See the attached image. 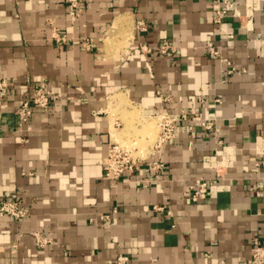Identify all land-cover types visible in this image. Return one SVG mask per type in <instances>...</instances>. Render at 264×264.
Instances as JSON below:
<instances>
[{
  "label": "crops",
  "instance_id": "crops-1",
  "mask_svg": "<svg viewBox=\"0 0 264 264\" xmlns=\"http://www.w3.org/2000/svg\"><path fill=\"white\" fill-rule=\"evenodd\" d=\"M235 1L236 11L216 24L213 0H84L74 21L66 0H0V77L15 82L0 100V196H17L28 211L23 221L0 217V264H116L120 255L128 264L250 259L253 240H264V156L256 154L264 139V0L250 30L240 18L246 0ZM50 23L65 43L52 39ZM164 40L176 54L160 53ZM142 44L153 52L143 53ZM210 44L222 59L207 52ZM33 82L62 98L49 112L34 108L28 130L17 111ZM182 109L215 118L219 131L180 121L160 180L148 162L118 181L105 177L110 138L124 143L141 118ZM219 140L237 149V161L207 199L192 203L189 186L215 176L203 158L221 149ZM35 232L52 244L40 247Z\"/></svg>",
  "mask_w": 264,
  "mask_h": 264
},
{
  "label": "built area",
  "instance_id": "built-area-1",
  "mask_svg": "<svg viewBox=\"0 0 264 264\" xmlns=\"http://www.w3.org/2000/svg\"><path fill=\"white\" fill-rule=\"evenodd\" d=\"M84 0H66L68 14L71 20L77 19L83 11ZM215 5L213 21L216 24L224 23L225 19L231 15L232 11H236L235 0H213ZM257 0H246V14L240 16L241 25L243 28L250 30L253 22V12L256 7ZM243 19H246V24H243ZM52 28V39L57 43H65L67 37L62 34L59 27L54 23H50ZM137 26L140 30H146V25L143 21H139ZM222 33L228 38L234 37L233 30L222 28ZM259 40L264 41L261 34L258 35ZM93 40L85 41V46L90 47ZM159 51L163 55L176 54L177 47L173 42L164 40L159 45ZM140 49L143 53L151 54L153 47L147 44H142ZM207 52L211 55L222 59L221 52L218 48L210 44L207 47ZM225 64V72L228 75L233 74L236 69L230 61L222 60ZM15 82L13 80L0 77V100L6 98L13 88ZM32 94L27 97L21 104L17 111L20 126L27 125V129L32 116L34 108H41L46 112H49L51 107L62 98L61 93L54 92L53 89L46 82H33L32 83ZM221 103V99L216 100ZM150 118L155 119L157 127V137L154 142L150 145L149 152L146 156L135 155L134 150L136 147L122 144L119 141H115L110 138L107 157L104 164L105 177L112 181L120 180L125 174L135 171L139 165L148 162L149 169L152 172L153 180H160L165 170V163L162 159L167 144L178 137V122L182 121H193L198 122L200 127L206 131L214 130L219 131L216 125L215 118H209L204 116L202 112L190 113L187 110L182 109L178 115H172L169 112H162L151 116ZM220 150H217L214 154L205 156L203 158V165L209 170L215 171V176L207 178L201 177L194 181L189 186V200L192 203H199L207 199L210 190L217 185L221 180L224 179L227 171L234 166L237 161V149L234 146L225 144L222 140H219ZM256 154L258 156H264V139L256 143ZM255 166L259 168L261 162L255 163ZM264 196V189H263ZM154 211L165 212L168 216L171 215L170 210H166V206L154 205ZM117 211V209L115 210ZM9 216L16 220H25L28 217V211L21 204L20 199L17 196L1 197L0 196V217ZM109 219V218H108ZM34 237L37 244L40 247H46L52 244V239L48 236L43 235L40 232H35ZM131 261L129 256L120 255L116 259V264H128ZM7 264H14L9 262ZM244 264H264V240L257 237L253 240L251 257Z\"/></svg>",
  "mask_w": 264,
  "mask_h": 264
},
{
  "label": "rangeland",
  "instance_id": "rangeland-1",
  "mask_svg": "<svg viewBox=\"0 0 264 264\" xmlns=\"http://www.w3.org/2000/svg\"><path fill=\"white\" fill-rule=\"evenodd\" d=\"M128 39H126V40H128ZM151 122H152V126H153L151 131L146 132L144 130L146 126H144V127L141 126L140 129L139 128H134V131H135L134 136L127 137V139H125L123 141L124 143H122V144L127 143L128 146L136 147V149L134 150V154L136 153L135 155H138V153H139V154H143L141 156H144V154L148 153L149 149H150V145L154 142V140L157 137L158 130H157V127H156V121H155V119L151 118V120H148L147 123H151ZM131 130L132 129L129 130L130 132L127 130L130 135L133 132ZM128 133H127V135H128ZM149 134H150V136H149ZM140 136H141V138H140ZM140 148H143L144 152L140 153Z\"/></svg>",
  "mask_w": 264,
  "mask_h": 264
},
{
  "label": "bare ground",
  "instance_id": "bare-ground-1",
  "mask_svg": "<svg viewBox=\"0 0 264 264\" xmlns=\"http://www.w3.org/2000/svg\"><path fill=\"white\" fill-rule=\"evenodd\" d=\"M128 19H129V17H128ZM124 20H126V19H124ZM127 21V20H126ZM125 21V22H126ZM128 21H130V20H128ZM129 23H131V22H129ZM120 25H122V24H120V20H118L117 22H116V24H115V26L116 27H120ZM124 26H126V25H124ZM128 29V28H127ZM114 31V30H113ZM119 31V30H118ZM128 31V30H127ZM115 32H117V31H115ZM129 32V31H128ZM118 35H119V33H118ZM129 33H127V36H126V38H124L125 40L126 39H128L129 38ZM121 38V37H120ZM124 101H125V99H124ZM127 102H128V100H127ZM126 103V102H125ZM135 107V106H134ZM138 109V108H137ZM134 111H136L137 112V110H134ZM135 113V112H134ZM131 116V115H130ZM136 116H137V114H136ZM139 116H140V114H139ZM142 116V115H141ZM130 118V117H129ZM129 118H128V120H129ZM134 119V120H133ZM146 119V118H145ZM130 123H133L134 121H135V118H133V116L130 118ZM148 120H151V119H147V120H142V118H141V120H139L138 122H141V124H142V126L144 127V126H146L145 127V131L146 132H148V131H151L152 130V122L151 123H147L148 122ZM135 122H137V121H135ZM140 124V125H141ZM136 125V124H135ZM134 127V126H133ZM140 127V126H139ZM139 130V129H138ZM115 135H116V133H115ZM149 136H150V134H149ZM114 137V136H113ZM119 137H121L120 135H119ZM140 138H141V136H140ZM119 139V138H118ZM115 140V139H114ZM132 140V139H131ZM118 141V140H117ZM121 141V143H122V140H120ZM119 141V142H120ZM136 152V151H135ZM142 152H144V149L143 148H140V153H142ZM136 154V153H135ZM139 154V153H138ZM139 155H143V154H139Z\"/></svg>",
  "mask_w": 264,
  "mask_h": 264
}]
</instances>
